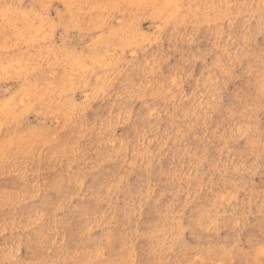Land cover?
<instances>
[{"label": "rangeland", "instance_id": "obj_1", "mask_svg": "<svg viewBox=\"0 0 264 264\" xmlns=\"http://www.w3.org/2000/svg\"><path fill=\"white\" fill-rule=\"evenodd\" d=\"M0 264H264V0H0Z\"/></svg>", "mask_w": 264, "mask_h": 264}]
</instances>
